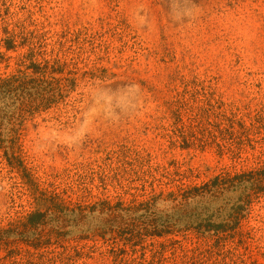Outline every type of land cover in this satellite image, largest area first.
Returning a JSON list of instances; mask_svg holds the SVG:
<instances>
[{
    "label": "rangeland",
    "instance_id": "1",
    "mask_svg": "<svg viewBox=\"0 0 264 264\" xmlns=\"http://www.w3.org/2000/svg\"><path fill=\"white\" fill-rule=\"evenodd\" d=\"M28 58L64 62L75 85L0 128V229L42 209L41 191L127 205L264 166V0H0V77L29 73ZM238 199L250 203L225 232L189 225L205 207L223 221ZM210 200H159L147 221L174 230L126 243L84 236L115 224L98 210L38 251L11 235L0 264H264V180Z\"/></svg>",
    "mask_w": 264,
    "mask_h": 264
},
{
    "label": "trees",
    "instance_id": "2",
    "mask_svg": "<svg viewBox=\"0 0 264 264\" xmlns=\"http://www.w3.org/2000/svg\"><path fill=\"white\" fill-rule=\"evenodd\" d=\"M4 46L7 50L14 49L13 39H6ZM25 60L23 63L29 73L19 70L18 73L0 77V128L8 125L12 131L15 126L22 125L27 116H32L34 113L47 110L57 104L75 85L74 77L63 76L67 66L64 62L60 63L59 60L38 62L28 58L26 63ZM67 72L72 74L70 71ZM16 131L18 130H14L11 134L14 135ZM263 180L264 166L256 172L216 175L203 185L182 190L179 194L169 192L164 198L158 194L147 200L133 201L127 205L121 202L110 205L103 201L100 206L97 204L82 206L78 203H67L55 193L48 194L41 191L36 200L43 208L31 211L22 220L11 223L7 228L0 229V244L4 243L9 246L8 238L12 235L19 237L20 241L38 251L47 247V244H52L51 240L54 237L58 239V237L67 236L71 226L82 225L84 221L88 220V215L93 214L96 210L101 216L114 220L115 224H108L109 221H106L103 222V225L99 224L95 228L82 229L84 236L89 233L104 236L106 233L117 231L119 237L126 243L136 236L145 234L163 235L171 233L176 224L168 223L164 219L159 222L155 218L147 221L150 215L154 217L155 211H159L157 208L159 200L172 202L173 205L170 208L174 210L178 208L177 203L179 201L181 205H187L193 199L199 201L209 197L211 200L208 204H210L220 197H224L227 191L242 186L256 189L260 187ZM249 203L250 200L247 199H238L232 204L223 203V208H228L229 212L226 219L217 223L212 221L213 212L208 213L209 209L203 207V211H197L199 213L188 220L189 225L203 232H225L227 228L239 223L240 216L248 208ZM137 213H139L138 217H140L141 223L146 226L139 228L133 224ZM149 222L151 225H148ZM6 250V258L15 263L14 258L20 252L17 248L8 250L7 247Z\"/></svg>",
    "mask_w": 264,
    "mask_h": 264
}]
</instances>
